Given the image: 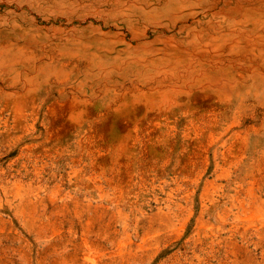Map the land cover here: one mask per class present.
<instances>
[{"label":"rangeland","instance_id":"1","mask_svg":"<svg viewBox=\"0 0 264 264\" xmlns=\"http://www.w3.org/2000/svg\"><path fill=\"white\" fill-rule=\"evenodd\" d=\"M0 264H264V0H0Z\"/></svg>","mask_w":264,"mask_h":264}]
</instances>
